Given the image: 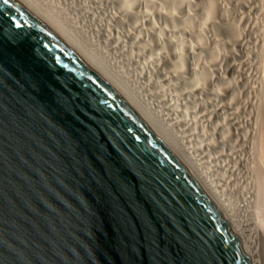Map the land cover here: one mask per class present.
<instances>
[{
  "label": "water",
  "instance_id": "obj_1",
  "mask_svg": "<svg viewBox=\"0 0 264 264\" xmlns=\"http://www.w3.org/2000/svg\"><path fill=\"white\" fill-rule=\"evenodd\" d=\"M0 264H264L171 135L38 0H0Z\"/></svg>",
  "mask_w": 264,
  "mask_h": 264
},
{
  "label": "bare ground",
  "instance_id": "obj_2",
  "mask_svg": "<svg viewBox=\"0 0 264 264\" xmlns=\"http://www.w3.org/2000/svg\"><path fill=\"white\" fill-rule=\"evenodd\" d=\"M38 1L55 13L82 38L77 29L69 24L68 18L59 16L61 14L45 0ZM123 1V3H119V8H122L120 9L122 21L120 23V20L117 18L116 20L123 28V36L127 37L130 33L126 25L133 24L137 14L133 13L130 8L140 0ZM167 1L173 8L176 0ZM224 1L227 3L234 1L235 5H240L237 7L236 14L248 15L244 13H249V8L243 5L247 4L248 0H217L218 20L215 17L216 5L214 1L198 0V2H193V5L200 6V15L197 19L203 24H208L213 33L217 35L207 41L202 35L203 28L206 27L202 25H199L197 29L190 26L188 30H183V34L187 37L186 40H182L175 31H172L167 75V109L171 114V118L168 116L170 118L168 121H166L165 111L162 110L165 109L166 97L160 96L159 83L154 82L157 94L151 96L152 88L148 87L152 81L151 77L146 78L145 81H138L137 78L132 81L125 74H130L131 70L126 67L127 64L130 65L129 52L123 54V58L117 57V60H113L108 56L105 57L98 45L93 46L91 41L89 44L88 40L82 39L96 52L121 87L126 88L171 135L192 167L196 180L224 214L241 243L264 258V0L259 2L261 10L257 8V14L261 12L257 54L249 43L246 29L241 21L239 19L231 20L228 16L229 7L225 5ZM103 12L115 19V16L110 14L109 6H105ZM172 12H174L173 9H168L161 12V15L167 16L168 21H174L175 16ZM188 15L180 17L184 21L182 23L186 25H189L194 17L192 13ZM159 17L161 18L160 14ZM124 19H126V23ZM100 21L103 22L102 18ZM190 29L194 31L189 32ZM196 40H201V42L195 45ZM139 45L144 46L141 43ZM116 51L122 54L118 48ZM242 80L246 84L244 89L239 87ZM243 94H247V98L244 102H240ZM154 102L157 104L154 105ZM238 105L243 109L246 108L241 120L250 125V128L246 127L247 130L250 129L254 132L250 135L253 137L250 142L252 151H250L251 149L249 151L254 154L255 159H258L256 161L251 155L253 161H256L255 163L249 159L253 162L251 165L253 168H249L248 160V163H242L243 160L233 159V152H236L237 149L232 147L231 142L219 145L216 141V137L219 141L223 136H238L237 134L242 132V124L235 123ZM227 114L230 115L229 125L226 122ZM255 130L260 131L258 133ZM175 131H179L184 136L176 134ZM185 131L189 133V136ZM255 133L259 134L256 136L258 139H253ZM185 142L190 145L197 143L195 147L198 148V152H195L192 147H186ZM217 145L221 146L222 152L229 151V157L222 163H219L218 160L215 161L216 158L212 157ZM240 164L243 169L248 168L242 174L237 172L240 169L235 168L237 165L241 168ZM213 165L216 168L222 165L227 167L221 175L222 180H218L210 172V167ZM232 174L234 181L237 182L234 186L238 185L237 188L229 186L232 184L230 178ZM241 175L248 177V183L240 182ZM219 176L220 174H218ZM249 178H251L250 183ZM228 188L234 189V191L231 192ZM230 193L232 194L230 195Z\"/></svg>",
  "mask_w": 264,
  "mask_h": 264
},
{
  "label": "rangeland",
  "instance_id": "obj_3",
  "mask_svg": "<svg viewBox=\"0 0 264 264\" xmlns=\"http://www.w3.org/2000/svg\"><path fill=\"white\" fill-rule=\"evenodd\" d=\"M213 1L216 5L215 17L218 20L217 0H213ZM45 2L50 6H52L57 12H59L61 14L59 16H61L62 18L63 17L68 18L70 20L69 24L75 29H77V31L80 33V35L84 40H88L89 44L91 41L93 43V46L98 45L99 48L102 49V54L105 57L108 56L113 60H117L118 59L117 57L123 58V54L129 52L131 59L129 60V63L131 66L127 64L126 67L131 70H130V74L127 73L125 74L129 76L132 81H134L135 78H137L138 81L140 80L145 81L147 80L146 78L151 77L152 81H150V85H148V87L152 88L151 96L157 94L155 92L156 87L154 86V82L159 83L160 85L159 94L160 96L164 95L166 97L165 109L161 108L163 111H165L166 121H168V119L170 120L171 118L170 111L167 109V96H168L167 75H168V62H169L168 57L171 52L170 41L172 39L171 36L172 31H175L178 37L179 38L181 37L182 40H186L187 37L183 34V30H188V27L190 26H192V28L194 29H197L199 25H202L203 27H206L203 28L202 35L207 41H210V39H212L213 36L217 35L213 33V31L210 29L208 24H203L199 19H197V17L200 15V6L193 5V2H198V0H176L175 4L172 6L173 8H171V5L168 4L167 0L138 1L135 6L130 8V10L133 13H137V14L134 23L130 25L128 24L126 25V27L129 28L128 32L130 33L129 36L127 37L123 36L122 34L123 28L120 27L119 25L122 21V12L120 11V9L122 8H119V3L121 2L123 3L124 2L123 0H45ZM259 2L261 1L248 0L247 4H243L245 7L249 8L248 9L249 13L247 12L244 13V14H248L246 16V15H238L235 13L237 7L240 6L239 4L235 5L234 1L230 3L224 1L225 5L229 7L228 16H230V19L231 20L239 19L242 25L244 26V28L246 29L249 43L254 48L253 51H255L256 54L258 49V42H257L259 36L258 29L261 20V12L257 14V8H260V10L262 8L261 3ZM102 4L110 7L111 9L110 14L115 16V19L109 17L108 14L103 12L105 6H103ZM101 6L104 8H102ZM98 8L101 9L98 10ZM168 9L174 10V12H172V14H174L175 16L174 21L172 20L168 21L167 16L164 17L161 15V12L165 10L167 11ZM189 13H192L194 17H192L193 18L192 22H190L189 25L188 24L186 25L182 23L184 21H182L180 17L189 16L188 15ZM159 14L161 18L159 17ZM101 18L103 22L100 21ZM116 18L120 20V23L116 20ZM124 22L126 23V19H124ZM191 30L194 31L193 29H190L189 32ZM216 37L218 38V36ZM168 41H169V48H168ZM200 42L201 40H196L195 45L199 44ZM139 43H141L144 46L139 45ZM117 48L120 50L122 54H119L116 51ZM244 83L245 82H243L242 80L241 85H239L241 89H244L243 87L246 85ZM246 95L247 94H243V97L240 98V102H244V100L247 98ZM156 104L157 102H154V105ZM245 109H243L240 105H238V112L235 120V123L239 122V124H242V127L240 126L241 129L243 128L242 132L238 133L237 134L238 136L236 135H231L230 137L223 136L222 139L219 141L218 138L216 137V141L219 145H222L224 142L227 143L231 142L232 147L237 149L236 152H233V159H235L236 161L243 160L242 163L243 162L248 163L249 161L250 162L249 168H251L252 167L251 165H253L252 163L253 162L256 163L258 158L255 159L254 154L250 152L252 151L251 149L252 146L250 145V142L253 137L250 135H252L254 132L253 130L250 129L247 130L246 127L247 126L249 127L250 125L245 124L246 122L241 120ZM234 110L236 111V109ZM168 116L170 118H168ZM226 118H227L226 122L229 125L230 115L227 114ZM259 131L255 130V132L258 133ZM175 133L184 136V134L180 133L179 131H175ZM185 133L189 136V133L187 131H185ZM244 133L246 135H243ZM239 134H241L243 138L241 137V135L239 136ZM257 135L259 134L255 133V137ZM255 137L253 139H258V137L256 138ZM241 139L243 140L241 141ZM184 140L186 141V138H184ZM184 144L186 145V147H192L195 152H198V148L195 147L197 143L190 145L185 142ZM215 147L216 150L215 153L212 154V157L216 158L215 161L218 160L219 163H222L223 160L229 157V151L227 150L225 152H222L221 146L217 145ZM251 155L256 161H253L254 159H252ZM249 159H252L253 162ZM235 168L240 169L237 170V172L240 174H242L243 171H246L248 169L247 167H245L246 169H243V167L239 168L238 165L237 167L235 166ZM210 169H211L210 172L214 174L213 176L218 178V180H222L223 177H221V175L224 173V171H226L227 167H223L222 165L216 168L213 165L210 167ZM218 174H220L219 177ZM230 178L232 182V184H229L230 187L237 184V182L234 181L233 174ZM247 178L248 177L245 176L243 177L241 175V178L239 180L243 184H246L248 183ZM250 182H251V178H249V183ZM237 187L234 186L233 188H237ZM228 190H230L231 192L234 191V189L231 190L230 188H228ZM231 194L232 193H230V195Z\"/></svg>",
  "mask_w": 264,
  "mask_h": 264
}]
</instances>
